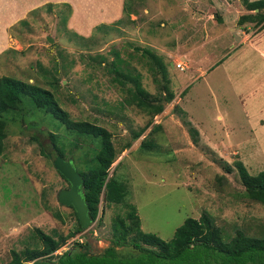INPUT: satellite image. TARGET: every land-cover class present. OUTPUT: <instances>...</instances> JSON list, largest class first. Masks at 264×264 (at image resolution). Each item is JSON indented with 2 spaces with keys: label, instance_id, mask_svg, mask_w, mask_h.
<instances>
[{
  "label": "rangeland",
  "instance_id": "obj_1",
  "mask_svg": "<svg viewBox=\"0 0 264 264\" xmlns=\"http://www.w3.org/2000/svg\"><path fill=\"white\" fill-rule=\"evenodd\" d=\"M52 1L0 25V77L48 89L73 120L106 128L117 152L109 176L115 169L128 191V206L101 203L90 227L54 255L74 242L101 253L110 246L113 219L119 216L133 226L127 217L130 207L136 209L141 231L165 242L186 219L204 214L222 230L225 242L237 231L259 235L264 206L244 197L235 167L241 162L252 176L264 172V143L253 144V116L247 119L244 109L251 101L245 94L251 82L244 94L238 90L248 78L238 73L239 58L250 57V69L243 67L249 75L257 63L248 53L252 47H233L259 29L253 15L264 12L253 5L264 0H127L130 9L108 21L96 20L105 13L107 4L101 3L86 31L73 26L75 10L69 1ZM113 3L119 7L118 0ZM248 15L250 20L243 21ZM137 49L162 59L165 79L156 73L154 83ZM112 63L138 74L142 88L163 111L153 115L126 103V92L107 71ZM52 78L60 83L57 90L48 85ZM3 118L0 264H8L11 251L41 250L35 229L57 238L77 228L71 207L57 201V193L69 184L31 138L36 136L48 154L52 149L46 136L55 134L65 144V160L73 163L98 140L85 139L74 149L69 145L73 137L54 118L28 105ZM143 142L152 143V149L140 148Z\"/></svg>",
  "mask_w": 264,
  "mask_h": 264
},
{
  "label": "trees",
  "instance_id": "obj_2",
  "mask_svg": "<svg viewBox=\"0 0 264 264\" xmlns=\"http://www.w3.org/2000/svg\"><path fill=\"white\" fill-rule=\"evenodd\" d=\"M128 7L130 9L128 1L125 0L122 4V11L126 12ZM253 7L264 12V1L254 4ZM249 16H243V21L250 20ZM253 19H257L255 25L260 26L258 30L264 28V13L259 12L253 15ZM136 51L138 53L140 51V56L145 60L148 71L153 75L154 83H157L156 73H159L163 79L166 78V67L160 57L149 50L137 49ZM107 68L109 73L114 74L112 82L126 92V103L135 105L138 109L153 115H158L163 111V106L156 104V101L149 97L142 88L138 74L132 75L114 63L108 65ZM128 84L131 86L127 87ZM48 85L53 90H57L60 83L52 78L48 81ZM167 97L169 100L172 95L167 94ZM24 105L54 118L64 128L66 134L73 137L69 145L74 149L78 148L79 143L85 139L98 140L96 147L85 152L73 163L76 172L82 178L84 199L92 222L98 215L101 203L104 206L126 203L127 186L116 177L115 169L109 176L110 168L117 158L111 133L97 124L73 120L59 107L52 91L9 76L0 77V156L3 155L6 139L7 123L3 116L21 111ZM138 135H134V138H138ZM46 137L50 149L66 159L65 144H59L56 141L57 136L53 133H49ZM31 140H36L40 144L42 155L48 158L43 144L37 140L36 136ZM126 145L128 148L130 144ZM140 148L150 150L152 143L143 142ZM69 153L72 151L69 150ZM81 163L82 166H78ZM235 167L244 187V197L264 206V172L252 176L241 162H236ZM71 209L73 210L72 207ZM130 209L127 217L133 222V226L126 224L125 220L119 216L113 219L110 246L101 253L93 254L87 243L74 242L68 250L60 255H54L69 238L82 232L73 210L77 221L75 232L54 238L35 229V234L42 246L41 250L11 251L8 264H264V224L257 236H249L237 231L229 241L225 242L222 230L213 224L208 215L204 214L199 219H186L175 230L173 238L165 242L153 234L141 231L136 209L134 207ZM53 216L61 220L59 214L55 213Z\"/></svg>",
  "mask_w": 264,
  "mask_h": 264
},
{
  "label": "crops",
  "instance_id": "obj_3",
  "mask_svg": "<svg viewBox=\"0 0 264 264\" xmlns=\"http://www.w3.org/2000/svg\"><path fill=\"white\" fill-rule=\"evenodd\" d=\"M72 4L73 10H75L74 17L72 19L73 26H75L80 31H86L89 23L94 20L96 17L94 14H97L94 9L96 6L101 4H107L105 6V13L102 16H97L96 20L104 19L106 21L111 20L113 17L117 16L118 12L122 10V1L118 0V5H114L113 1L115 0H67ZM46 2H53L52 0H0V25L4 24V21L11 20L13 17L20 15L21 13L26 14L31 7L38 8L40 5L45 4ZM80 2V3H79ZM113 4V5H112ZM117 8V9H116ZM120 9V10H119ZM74 12V11H73ZM77 13V17L75 16ZM7 15V16H6ZM6 16V17H5ZM116 18V17H115ZM77 19V20H76ZM94 20V21H96ZM93 22V21H92ZM246 38V39H245ZM240 39L241 41L236 43L233 48L239 49L244 45L252 47L248 50V53H252L257 63L255 71H251L249 75L248 68L243 69V67L250 66L251 62L250 57H240L237 62L242 64V67L239 69V74L241 76L248 75L247 79H244L242 82L243 87L238 88L240 94H244V88L246 85L250 88L249 92L245 94L250 98V103L245 104V110L247 119L251 120L253 130L252 134L255 137L253 144H263L264 143V28L257 30L253 34H249L248 37ZM250 44V45H249ZM232 46V45H231ZM232 48V49H233ZM231 49V50H232ZM226 54V53H225ZM224 60V59H223ZM250 69V67H249ZM251 107V108H249ZM252 130V131H253ZM262 142V143H260Z\"/></svg>",
  "mask_w": 264,
  "mask_h": 264
},
{
  "label": "water",
  "instance_id": "obj_4",
  "mask_svg": "<svg viewBox=\"0 0 264 264\" xmlns=\"http://www.w3.org/2000/svg\"><path fill=\"white\" fill-rule=\"evenodd\" d=\"M49 42H52L48 38ZM54 169L67 181L69 189L60 190L57 193V201L59 205L64 207H72L76 213L82 230L90 227L92 220L89 216V208L84 199V188L81 176L76 172L72 159H63L55 150L48 153ZM109 177V176H108Z\"/></svg>",
  "mask_w": 264,
  "mask_h": 264
}]
</instances>
